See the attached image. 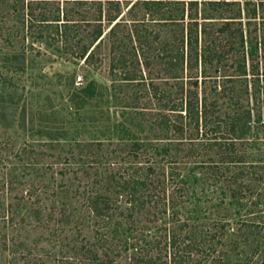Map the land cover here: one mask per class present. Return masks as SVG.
I'll return each mask as SVG.
<instances>
[{
  "label": "rangeland",
  "instance_id": "1",
  "mask_svg": "<svg viewBox=\"0 0 264 264\" xmlns=\"http://www.w3.org/2000/svg\"><path fill=\"white\" fill-rule=\"evenodd\" d=\"M156 1L139 0L128 9L133 0H119V5L115 0H0V178L18 175L9 198L0 200L15 204L24 196L19 205L27 207L23 217H16L15 227L4 228L0 264H33L42 255L46 264H69L71 257L61 260V256L71 249L74 236L76 246L96 242L99 254L123 262V252H111L109 241L96 240L104 238V231L119 218L104 223L87 208L88 197L104 192L108 175L121 180L140 165L164 174L167 215L174 212L198 228L195 238L204 240V248L213 245L215 255L229 262L240 257V264H264V178L254 181L264 172L262 132L252 128L258 139L249 133L232 145L233 152L246 160L258 157L260 169L253 173L246 163L221 161L217 147L194 144L158 127L155 119L167 111L146 83L152 80L157 85L163 101L180 96L182 82L183 90L189 85L186 70H178L182 82L173 79L163 73L155 55L163 41L172 44L174 33L178 35L182 24L169 19L179 16L182 5ZM232 1L217 11L206 1L198 5L197 17L204 12L212 19H200L206 33H199L197 48L206 51L214 46L216 57L211 63L199 62L192 75L198 77V96L215 102L221 116L249 109L253 119L258 110L264 113L263 94L256 98L253 94L256 77L247 70L246 78H226L234 76L244 57L247 69L258 64L262 84L264 2L252 15L248 10L258 0H249L248 5L244 0ZM98 3L103 35L109 28L107 14L117 8L121 24L113 34L104 35L89 62H84L79 54L91 41ZM58 12L60 22L68 19L65 28L42 22L44 14L51 18ZM229 16L234 17L231 29L242 28L243 48L237 36L217 32ZM137 35H145L141 44L153 58L149 69L143 64L137 69L144 86L122 79L124 71L134 67L129 51L137 45ZM255 45L257 51L248 55ZM123 51L125 62L111 72V62ZM15 56H23L24 63ZM118 200L125 205L122 197ZM64 210L69 219L60 221ZM126 226L125 222L117 226L120 237ZM160 233L156 231L157 236ZM18 242L26 245L16 246ZM201 254L198 251L195 257Z\"/></svg>",
  "mask_w": 264,
  "mask_h": 264
},
{
  "label": "trees",
  "instance_id": "2",
  "mask_svg": "<svg viewBox=\"0 0 264 264\" xmlns=\"http://www.w3.org/2000/svg\"><path fill=\"white\" fill-rule=\"evenodd\" d=\"M115 1H117L115 4L119 5V0ZM138 1L139 0H133L128 9L132 8ZM159 1L161 0H157L156 3H160ZM172 1H174V5L181 4L182 8L178 17L173 16L169 20L171 23L180 21L182 25L178 28V35L174 33V39L171 40L172 44L167 40L163 41L162 46H160L158 53L155 55L159 58L158 61L163 64V73L173 79H179L182 82L183 75L182 73L179 74L178 70L181 72L186 70V83H188L189 86L186 90H183L182 82L180 86V96L163 101V96L160 93L157 95V85L154 84L152 80L146 83L151 85L150 87L156 99L162 105L161 108L167 111L160 114V117L156 118L155 122L161 130L170 132L182 139H191V142H194V144L196 142L202 144L206 148L217 147L220 152L219 155L222 158L221 161L237 163L239 165H244L246 163L253 173H258V169H260V162L257 160L258 157L252 155L249 160H246L243 155L233 152L232 145L235 140L242 141L246 139L249 133H251L252 128L259 129L262 132L261 136L264 137V113L258 110L253 119L251 118V110L249 109L243 111L244 113L242 114L234 113L232 115L227 114L224 117L221 116L219 114V109L214 106L215 102L207 103L205 95L201 97L198 96V77L197 75H192L193 69L199 67V62L204 64L211 63L212 59L216 57V54L213 52L214 46H207L206 51L202 50L203 48H197L199 33H206L205 26H200V19H202V21L212 19L211 16H208V14L204 12L200 14V17H197L200 13L198 5L201 1H206V4L217 11L222 6L230 5L229 2L233 1ZM263 2L262 0H258V3H253L248 11H250L252 15H255L256 7L263 5ZM244 3L248 5L249 0H244ZM98 4V22L95 23L96 25H93L94 29L91 32V41L87 46L82 48L79 54V57L82 58L84 62H89L94 54L95 48L99 46L104 35L113 34L117 26L121 24V16L119 17L120 11L119 8H117L114 14H107L106 19L109 23V28L103 35V29L101 27L102 7L101 3ZM184 9L186 14H184ZM63 12L64 11H62V13ZM48 17L49 16L46 14L42 16V22H44V24H56V26L62 24L65 28L68 21V19H66L65 22H60L63 19L60 18L59 12L51 18ZM224 19L222 25L217 28V32H226L230 37L237 36L239 45L243 48L244 40L242 28L237 27L231 29L230 26L234 17L229 16ZM183 22H185V25ZM65 31L66 29H64V31L61 30L62 36ZM141 38L144 39L145 35ZM141 38L139 35H137V38H134L137 45H133L129 51L133 56L132 60L134 61V67L132 70L124 71L122 79L125 83H134L136 81V85H143L140 83L145 82L144 76L140 70V74L138 75L137 69L140 64H143L147 69L151 67L153 61V58H151L152 54L148 51H144L141 44L142 41H140ZM129 39L131 41L130 35ZM178 42H180V44ZM256 51V45L250 46L248 55L250 54L251 56L252 53ZM125 54L126 53L123 51L118 55L115 61L113 60L111 62V72L117 68L118 64L120 65L125 62ZM217 56H221V54H217ZM12 58L20 60L21 64L24 63L23 56H21V58H17V56ZM258 68V64H251V67L247 69L245 58L242 57L240 63L235 67L236 73L234 76H229V78L226 79L233 81V79L240 77L246 78L248 74L247 70H251V74L253 77H256L255 80L257 82L254 83L253 86L254 98H256L257 95L259 96V94H263L264 96V74L261 78L262 84L260 85ZM170 116H173V118ZM190 131L191 133L189 135L191 136H184ZM251 134L254 136L253 139H258L257 132L252 131ZM225 136L226 138H224ZM261 167L264 168V166ZM17 177L18 175L16 173H11L7 180L0 178L1 199L5 195H8L9 198V193L16 187L14 185H16L15 181ZM263 178L264 172H261V174L254 178V181ZM104 188V192H95L90 196L88 195L87 208L99 219L104 220V223L106 222L109 224L111 221H114V219H119L113 224H110V227L104 231V238L98 237L96 240L97 243L99 240L104 242L109 241L110 245L108 249L111 252H115V249L119 252H123L125 260L123 262L117 261L112 257L105 256L104 252L102 255L99 254L96 250V242H83L80 246H76L75 236L71 239V249L64 256H61V260L62 258L69 259L71 257L70 260L67 259L69 264H240L242 259L240 257H236L234 261L229 262L227 258H225L226 260L223 258V260L220 256H216L214 246L209 243H207L204 248L202 245V243H205L203 239L200 238L199 241H196V234L200 232V230L193 224L185 220L182 221L177 216L175 217L174 212L167 215V201L165 199L167 187L164 174H160L150 167L144 168L140 165L135 167L133 173L123 176L121 180L114 175H108L107 178L104 179ZM53 193H56V191ZM118 197L123 198L125 203L124 206L119 203ZM22 199H24V196H20V200ZM20 200L18 197V203L16 202L15 204L12 202L5 204L4 200H0V239L2 241H5L4 228L6 226H10L11 228L15 227L16 223H14V221L16 217H23L25 211H27L25 204L19 205ZM39 213V211H35L36 215H39ZM67 217L69 219V215L64 210L59 220L61 221ZM122 222H125L128 227L126 226L124 231L122 230L120 234L123 236L120 237L117 226L121 225L122 227ZM133 231H135V234L132 233ZM156 231L161 233L157 236ZM109 233L111 236L107 237ZM3 245L4 248H6V245ZM25 245L24 242H18V244H16V246L22 247ZM44 251L46 255L49 254L46 249ZM198 251L202 252V254L201 257L197 259L195 256H197L196 254ZM43 258L44 256L42 255L40 260L33 264H46L44 261L45 258ZM244 264H248V262H244Z\"/></svg>",
  "mask_w": 264,
  "mask_h": 264
}]
</instances>
